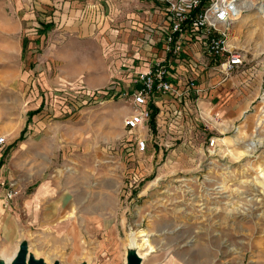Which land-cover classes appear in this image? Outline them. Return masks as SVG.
<instances>
[{"label": "rangeland", "instance_id": "rangeland-1", "mask_svg": "<svg viewBox=\"0 0 264 264\" xmlns=\"http://www.w3.org/2000/svg\"><path fill=\"white\" fill-rule=\"evenodd\" d=\"M26 1L0 0V135L8 144L0 193L7 202L50 174L59 188L103 200L110 222L85 237L88 264H126L130 235L143 264H264V15L241 1L228 45L242 64L227 75L211 69L205 96L185 106L170 101L140 153L123 129L134 109L118 93L128 90L130 74L118 69L105 37L114 44L115 31L140 24L144 3ZM45 24L51 29L41 34ZM211 136L215 149L207 147ZM21 142L27 154L19 155ZM2 250L9 255L15 246Z\"/></svg>", "mask_w": 264, "mask_h": 264}, {"label": "built area", "instance_id": "built-area-1", "mask_svg": "<svg viewBox=\"0 0 264 264\" xmlns=\"http://www.w3.org/2000/svg\"><path fill=\"white\" fill-rule=\"evenodd\" d=\"M141 2L148 17H160V22L149 29L158 36L154 41L158 49L151 53L144 70L134 72L133 69H125L132 79L127 91L118 89L120 96L130 99L134 109L124 118L123 128L133 133V143L140 153L145 151L148 132L152 129L150 106L158 109L154 122L158 118L164 120L170 101L184 103L185 106L205 96L202 81L205 75H210L211 69L221 68L227 75L242 64L241 53L230 48L228 37L234 22L244 11L241 0ZM190 42L197 43L196 47L190 46ZM110 89H115V86ZM218 116L215 112L210 118L216 122ZM206 143L208 148L215 149L218 138L211 136ZM6 144V137L0 135V147ZM11 197L12 193H8L7 198Z\"/></svg>", "mask_w": 264, "mask_h": 264}, {"label": "crops", "instance_id": "crops-1", "mask_svg": "<svg viewBox=\"0 0 264 264\" xmlns=\"http://www.w3.org/2000/svg\"><path fill=\"white\" fill-rule=\"evenodd\" d=\"M139 15L142 16L143 21L132 27L130 32L115 31L114 44H110L109 39L105 37L106 45L110 46L109 53H117L120 70L128 68L133 69L134 72L144 70L150 61L151 53L158 49V46H154L158 36L149 29L160 22V17L158 15H154V18L148 17L141 11ZM40 32L45 34L47 31L41 29ZM196 45L197 43L190 42V46L196 47ZM23 46L25 49V41L22 49ZM129 53L130 56L127 58ZM128 77L130 82L132 76L128 75ZM111 85L115 86V83L111 82ZM7 146L8 144L0 147V166L4 163L2 155ZM28 149V143L21 142L19 155L27 154ZM41 161L45 159L41 158ZM24 174L29 175L27 172ZM33 176L41 178L38 172H34ZM41 183L30 192L27 187L18 199L11 202H7L0 193V246H15L16 251L17 246L25 242L26 245L28 244L27 248L39 254L36 259H41L43 262L46 259L50 264L84 263L86 258L83 256L85 251L83 241L93 231L101 232L104 226H108L110 219L105 213L108 207L103 205L101 199L93 202L91 192L77 190L72 192L59 188L54 184L51 174L49 178L43 179L42 185Z\"/></svg>", "mask_w": 264, "mask_h": 264}, {"label": "bare ground", "instance_id": "bare-ground-1", "mask_svg": "<svg viewBox=\"0 0 264 264\" xmlns=\"http://www.w3.org/2000/svg\"><path fill=\"white\" fill-rule=\"evenodd\" d=\"M242 1V0H241ZM247 2V6L249 8H255L257 14L259 15H264V4L263 3H255V2H249V1H246ZM247 8V7H246ZM239 19V17L237 18ZM63 173V172H62ZM136 240L134 238L133 235H130L128 237V240H127V245H126V255L128 254H134L136 255L139 259H140V264H143V261H144V256L142 253H140V249L138 250L137 248V245H136ZM18 249L19 247L17 246L16 248V251L12 254V255H7V253H5L4 251H1V256L3 258H0V261L3 263V264H10L16 253L18 252ZM28 255H32L35 259L38 257V253L31 251V249L28 248ZM143 256V257H142ZM46 264H50V261L49 260H46L44 261ZM61 264H64V263H61ZM81 264H88V262H84V263H81Z\"/></svg>", "mask_w": 264, "mask_h": 264}, {"label": "water", "instance_id": "water-1", "mask_svg": "<svg viewBox=\"0 0 264 264\" xmlns=\"http://www.w3.org/2000/svg\"><path fill=\"white\" fill-rule=\"evenodd\" d=\"M0 264H3L0 261ZM10 264H45L41 259H35L32 255H28V248L25 242L19 244L18 252ZM53 264H59L54 262ZM126 264H140V259L134 254L126 255Z\"/></svg>", "mask_w": 264, "mask_h": 264}, {"label": "trees", "instance_id": "trees-1", "mask_svg": "<svg viewBox=\"0 0 264 264\" xmlns=\"http://www.w3.org/2000/svg\"><path fill=\"white\" fill-rule=\"evenodd\" d=\"M201 1L204 3L206 0H201ZM50 29H51V25H49V24L42 25V31L46 32V31H48ZM23 45H24V42H23ZM23 50H24V46H23ZM150 108L152 110V112H151L150 126L152 128V131L154 132V129H155L154 118H155V115L157 114V109L154 108L153 106H150ZM34 114L35 113H30V116H32ZM23 131H21V135H22ZM19 141H21V137H19Z\"/></svg>", "mask_w": 264, "mask_h": 264}]
</instances>
